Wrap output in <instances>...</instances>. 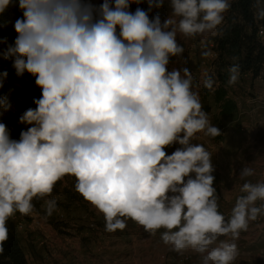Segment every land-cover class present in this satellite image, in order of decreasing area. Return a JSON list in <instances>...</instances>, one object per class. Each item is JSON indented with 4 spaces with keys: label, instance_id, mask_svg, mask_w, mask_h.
<instances>
[{
    "label": "clouds",
    "instance_id": "obj_1",
    "mask_svg": "<svg viewBox=\"0 0 264 264\" xmlns=\"http://www.w3.org/2000/svg\"><path fill=\"white\" fill-rule=\"evenodd\" d=\"M141 2L0 0V15L13 6L22 12L12 24L13 42L0 36V56L41 89L35 108L18 117L29 126L18 139L0 122V254L9 218L38 215L33 200H43L50 217L57 201L46 198L66 176L103 215L106 232L124 230L128 219L151 235L164 229L161 241L170 251L192 250L201 264H233L240 233L264 215V203L256 206L264 201V182L242 184L244 195L227 220L218 211L213 152L194 143L199 134H222L200 97L201 84L215 91L216 82L207 69L199 82L187 67L168 69L171 57L186 63L177 36L201 37L203 47L217 35L230 0H169L163 21L149 13L165 0H143L147 10L129 11ZM229 71L227 83L234 85L238 69ZM7 77L0 71V88ZM10 107L0 95V115ZM173 145L179 147L167 154ZM254 174L244 166L239 178ZM221 236L231 239L213 247Z\"/></svg>",
    "mask_w": 264,
    "mask_h": 264
},
{
    "label": "rangeland",
    "instance_id": "obj_2",
    "mask_svg": "<svg viewBox=\"0 0 264 264\" xmlns=\"http://www.w3.org/2000/svg\"><path fill=\"white\" fill-rule=\"evenodd\" d=\"M91 2L94 1L91 0ZM251 8L256 20L264 22V0H253ZM159 11L164 15L170 14L169 0L168 3L165 0ZM208 48V43L204 42L202 52L209 50ZM228 64L229 60L223 70L227 71ZM207 65L205 63L201 71L207 69ZM214 65L218 67L217 63H213L210 68L212 72L215 68ZM228 72L230 74L229 70ZM257 73L255 78H238L234 85H229V95H237L236 98L241 101L242 106H244L245 99L260 97L257 105L259 107L249 113L246 112L245 117L240 112L236 113V110L228 116L230 119L220 116L218 106L212 98V91L205 93L203 84H201L200 97L203 110L209 114L211 123L217 126L222 134L215 138L199 134L200 138L194 143L203 144L208 151L213 153L233 152L237 147V136L241 137L242 135L237 130L242 121L249 123L246 125L247 136H251L255 128L264 141V107H262L264 104L261 100L264 95V62ZM209 75L213 76L217 83L215 73ZM193 76L196 78L201 75L198 73ZM253 122L256 125L253 126ZM175 146L179 147V145ZM175 148H166L167 154H171ZM74 183L73 177L66 176L57 183L52 195L46 198H55L57 201L56 210L50 217L45 218L44 201L40 200L39 206L35 207L38 215L21 216L17 212L7 221V224L13 227L27 264H201V256L192 250L183 254L170 251L161 241V233L164 229L151 235L134 221L128 219L124 230L114 233L106 232L103 215L74 191ZM14 222H20L25 227L17 230ZM29 224H32L31 227H28ZM220 241H222L221 237L212 246L215 247ZM36 249H39L40 252L34 253ZM32 253L39 260H32Z\"/></svg>",
    "mask_w": 264,
    "mask_h": 264
},
{
    "label": "crops",
    "instance_id": "obj_3",
    "mask_svg": "<svg viewBox=\"0 0 264 264\" xmlns=\"http://www.w3.org/2000/svg\"><path fill=\"white\" fill-rule=\"evenodd\" d=\"M93 4L99 5L102 3V0H92ZM253 2V0H252ZM168 3V0H167ZM231 4V3H230ZM139 7L141 9L147 10L148 4L146 2H142L140 4H131L129 11L134 12L135 9ZM145 7V8H144ZM170 12V11H169ZM159 14L161 17V21L168 17L169 13L163 14L159 11V8H155L152 12L149 13V17ZM254 15V13L252 12ZM232 15L229 10L224 13V20L223 22L217 27V34H219V30L221 27H224L227 24V18ZM236 21V20H235ZM216 35H209L207 38L204 39L203 43H208L209 50L212 53L215 52L214 50V37ZM201 37H196L195 39H185L177 36V42L184 47V52L182 54L183 58L186 59V63L183 62L181 58L178 57H171L170 63L168 65L169 71L173 68H184L187 67L193 74L201 75V70L204 67V64L207 63V70L208 74L215 73L216 66L214 65V71H211V65L213 63H217V59L215 58H208L207 62L206 59L202 57L201 53L203 47L201 46ZM202 47V48H201ZM205 49V48H204ZM232 60V61H231ZM231 61V62H230ZM234 62V63H233ZM236 67L235 59H229V64L227 66V79L224 85L226 90V97L232 100L235 104L236 113L246 116L247 113L251 112L252 110L257 109L259 106L258 103L260 101V97L244 100V106H242L241 101L236 98V96H230L229 94V85L227 83L229 79V72L231 68L234 66ZM197 67H194V66ZM232 66V67H231ZM196 68V69H195ZM261 68V67H260ZM239 76L238 78L242 79H250V77L255 78L251 74L250 71L240 72L238 70ZM197 81H200V77L196 76ZM255 80V79H252ZM217 85V83H216ZM264 85V81H263ZM233 87V86H232ZM264 89V86H263ZM201 90V89H200ZM233 91V90H232ZM201 93V92H200ZM264 104V95L263 99H261ZM218 106V105H217ZM264 107V106H262ZM247 112V113H246ZM237 115V114H236ZM235 117V116H234ZM228 119H230L227 116ZM247 124L246 121H242L239 129L242 134L241 137L237 136V147L235 151L229 153H213L212 154V163L214 167V172L212 173L215 177L213 186L217 190V197H218V211L225 216L227 220L231 215V209L234 207L236 199L240 195H244V193L240 192V188L243 183L251 182H264V141H262L263 137L259 135V132L255 131L252 133L251 136H247ZM253 126L256 125L255 122L252 123ZM248 166L252 167L255 170V174L250 177H246L244 180L239 178V173L242 167ZM264 203V201H257L256 206H260V204ZM222 241L230 240V236H221ZM236 244L238 247V256L233 264H264V215L258 217L255 221H250L247 231H242L240 233V237L236 240ZM217 246V245H216ZM39 249H36L34 253H39ZM32 253V260H39L36 255ZM24 255V253H23ZM25 256V255H24ZM59 257V256H57ZM69 257V256H68ZM25 263H26V258ZM27 264V263H26Z\"/></svg>",
    "mask_w": 264,
    "mask_h": 264
},
{
    "label": "trees",
    "instance_id": "obj_4",
    "mask_svg": "<svg viewBox=\"0 0 264 264\" xmlns=\"http://www.w3.org/2000/svg\"><path fill=\"white\" fill-rule=\"evenodd\" d=\"M252 0H235L230 4L227 24L219 30L214 37V50L216 52L217 65L215 79L217 85L212 91L213 101L218 105V114L223 117L231 115L235 110V104L226 97L224 85L227 79L226 67L229 59H235L236 68L240 72L250 71L255 76L264 62V45H260L254 37V22L251 8ZM22 16L17 7H9L0 15V23L9 21L7 27L0 28V36H6L8 43H12L17 35L12 27L15 19ZM236 17V18H235ZM236 20V21H235ZM5 45L0 44V49ZM7 70L8 77L0 88V95H6L11 107L0 116V122L6 124L12 139H18L20 131L26 130L28 125L18 122V117L29 107L35 108L33 98H39L41 89L35 85V78L25 72L17 77L11 67V61L0 56V71ZM209 90L204 88V92ZM171 147H177L175 145ZM58 183V182H57ZM57 186V184H56ZM56 186L53 191H55ZM38 207L40 200H33ZM8 239L4 242V251L0 254V264H26L23 251L14 233L13 227L7 224Z\"/></svg>",
    "mask_w": 264,
    "mask_h": 264
},
{
    "label": "built area",
    "instance_id": "obj_5",
    "mask_svg": "<svg viewBox=\"0 0 264 264\" xmlns=\"http://www.w3.org/2000/svg\"><path fill=\"white\" fill-rule=\"evenodd\" d=\"M235 2V0H230V3ZM253 22H254V37L255 40L260 44L264 45V22H258L255 18V15H253ZM202 48V47H201ZM213 58L216 57V52L213 53ZM191 72V71H190ZM192 73V72H191ZM1 116V115H0ZM32 224H29L28 227H31ZM15 229L21 230L25 226L21 224L20 222H14Z\"/></svg>",
    "mask_w": 264,
    "mask_h": 264
}]
</instances>
